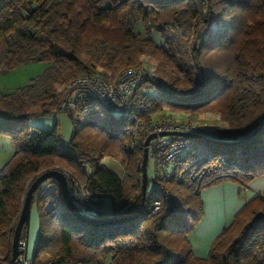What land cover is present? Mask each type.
Wrapping results in <instances>:
<instances>
[{"label": "trees", "instance_id": "16d2710c", "mask_svg": "<svg viewBox=\"0 0 264 264\" xmlns=\"http://www.w3.org/2000/svg\"><path fill=\"white\" fill-rule=\"evenodd\" d=\"M44 1L0 0V74L46 64L25 84L0 91V133L14 145L0 169V259L11 264L22 199L30 179L46 169L65 168L85 181L98 206L115 212L107 217L133 215L142 196L141 148L127 147V130L168 107L210 110L226 125L204 134L209 140L186 138L191 147L180 157L181 180H159L167 197H156L153 179L148 192L147 175L143 210L131 218L82 221L67 207L59 183L42 181L31 197L38 235L29 264H264V194L245 202L206 257L194 254L186 237L202 216V188L225 179L241 187L264 175V0ZM218 22L223 29L212 33ZM145 53L170 75L160 69L156 79L143 75L116 119L86 91L71 97L55 85L100 68L116 77L139 66ZM64 96L72 104L63 107L73 127L67 143L57 125L30 123L57 112ZM106 155L121 158L122 175L101 161ZM196 166L203 173L193 179ZM157 198L159 208L151 213Z\"/></svg>", "mask_w": 264, "mask_h": 264}, {"label": "built area", "instance_id": "2783aa9c", "mask_svg": "<svg viewBox=\"0 0 264 264\" xmlns=\"http://www.w3.org/2000/svg\"><path fill=\"white\" fill-rule=\"evenodd\" d=\"M223 29V25L213 23L211 25L212 33L219 32ZM155 76L154 68L147 67L144 61L137 67H130L122 70L115 78L110 79L101 72H94L86 75L77 76L66 83H56L58 90L65 91L72 97L78 90L86 91L96 97L103 107L111 114H121L125 104L131 96L134 88L139 83L143 75ZM71 102L66 96L63 97L60 109ZM75 116V115H74ZM181 130L203 134L199 120H189L187 117H175L171 110L162 108L158 111L150 113V119L147 123L136 121L128 130L129 135L127 147L141 148L145 137L150 133L155 135L148 142L147 163L152 160V179L160 196H168V191L162 187L159 180H169L175 176L181 180V159L180 157L190 150V143L181 136L171 134H160L162 131ZM109 160L117 161L115 158L108 156ZM103 163L107 161H102ZM194 167L191 177L197 179L201 177L202 170ZM83 170L90 174V166L88 162L83 164ZM67 179V188L70 198L76 208L89 217H107L114 214L101 208L97 204V197L94 196L86 187V182L80 180L75 175L63 170ZM264 194V193H262ZM159 208V199L154 201V207L151 213ZM122 210H120L121 212ZM29 260H23V264H27ZM0 264H7L0 259Z\"/></svg>", "mask_w": 264, "mask_h": 264}, {"label": "rangeland", "instance_id": "374dc122", "mask_svg": "<svg viewBox=\"0 0 264 264\" xmlns=\"http://www.w3.org/2000/svg\"><path fill=\"white\" fill-rule=\"evenodd\" d=\"M49 1L50 0H45L43 2V6ZM153 36L156 41L161 40L158 34H154ZM142 61H144L147 67L149 66V67L154 68L155 76H152L153 78L156 79L159 76H162L160 75V71L166 73V75L167 74L170 75V72L168 71L169 68L162 67L159 59L153 56L152 54L150 53L143 54L140 57L139 65L142 64ZM45 65L46 64L43 61H34V62L19 65L9 70L7 73L0 74V91L13 90L16 87L25 84L32 77L40 73ZM158 69H160V71ZM100 71L105 72L106 77L110 79L115 78L105 68H100L99 72ZM70 107H72V104H70ZM164 108L171 110L175 117H187L189 120L198 119L200 127L202 128L201 132L203 134L213 135L214 134L213 131H216L219 128L226 125V122L223 119H221L219 113H216L210 110L201 111L199 113H190V112H186L183 110H173L168 107H164ZM112 117L116 119L117 117H119V114H112ZM30 123L32 126H38L43 129H51L54 125H57V130H58V133L63 143L68 142V140L71 137L72 131H73V127H72L68 112L65 111L63 108L59 109L55 113H49L45 115L36 116L31 120ZM13 152H14V145L11 142L10 137L6 133H0V169L11 158ZM108 156L109 155L104 156L101 159V161L103 160L107 161L104 163L105 165H107L110 169L116 171L119 175H122L124 164L121 158L118 157V158H115L117 159V161L116 160L112 161L108 159ZM60 170L63 171L66 169L62 168ZM147 175H148V178L150 179L148 181V187H147L148 192H149L153 186V182L151 181L152 179V160L148 161L147 163ZM31 181L32 179H30L29 182ZM159 195L160 194L157 192L156 197ZM105 207L106 208L110 207L109 201H106ZM9 261H10V258H9Z\"/></svg>", "mask_w": 264, "mask_h": 264}, {"label": "crops", "instance_id": "0c3cea01", "mask_svg": "<svg viewBox=\"0 0 264 264\" xmlns=\"http://www.w3.org/2000/svg\"><path fill=\"white\" fill-rule=\"evenodd\" d=\"M214 132V131H213ZM264 193V175L256 176L241 186L234 179H225L202 188V216L186 237L194 254L206 257L218 234L233 219L245 202L255 195ZM38 219L35 207L31 205L30 221L26 232V258L31 259L37 241ZM29 262L27 264H29Z\"/></svg>", "mask_w": 264, "mask_h": 264}, {"label": "water", "instance_id": "95a60500", "mask_svg": "<svg viewBox=\"0 0 264 264\" xmlns=\"http://www.w3.org/2000/svg\"><path fill=\"white\" fill-rule=\"evenodd\" d=\"M264 124V123H262ZM160 134H171L176 136H181L184 138H200L203 140H209L204 134L188 132V131H181V130H172V131H162ZM155 135V133H150L147 135L143 141L142 145V154H141V201L138 210L131 216L127 217H89L83 213H81L76 206L73 204L69 191L67 188V179L64 172L58 168H51L44 170L37 174L32 181L29 183V186L24 194L22 199V204L20 208V212L14 227L12 242H11V255H10V262L11 264H23V260L26 259L27 251H26V243L27 239H22L21 237V230L23 224H29L30 221V210H31V197L32 192L37 188V186L47 178H54L60 186L62 197L70 209L72 214L77 217L78 219L89 222L92 224H101L107 223L111 221H117L120 219L131 218L138 214H140L143 210L144 206V199L146 194V184H147V151H148V142L149 140Z\"/></svg>", "mask_w": 264, "mask_h": 264}]
</instances>
